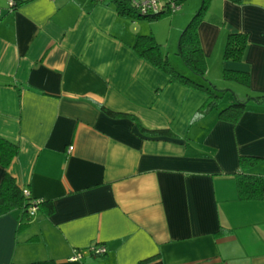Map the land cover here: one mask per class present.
Returning a JSON list of instances; mask_svg holds the SVG:
<instances>
[{
	"label": "crops",
	"instance_id": "1",
	"mask_svg": "<svg viewBox=\"0 0 264 264\" xmlns=\"http://www.w3.org/2000/svg\"><path fill=\"white\" fill-rule=\"evenodd\" d=\"M13 1L0 0V137L18 151L0 180L52 209L0 214V264H264V201L239 199L235 185L264 175V98L252 99L264 96V0H208L197 81L227 90L197 114L206 94L133 47L149 34L185 73L169 51L188 1L165 23L108 0ZM236 33L240 57L223 58ZM227 92L246 102L233 122L217 116Z\"/></svg>",
	"mask_w": 264,
	"mask_h": 264
},
{
	"label": "trees",
	"instance_id": "2",
	"mask_svg": "<svg viewBox=\"0 0 264 264\" xmlns=\"http://www.w3.org/2000/svg\"><path fill=\"white\" fill-rule=\"evenodd\" d=\"M119 13L128 15L133 18L146 19L149 21L157 20L164 14L172 13L168 9L170 1L164 2L161 9L154 14H140L133 9L126 0H112ZM179 4L177 0L171 1ZM208 0H200L199 5L181 29L178 35V40L175 48V54L180 58L183 65L188 68L192 77H185L176 72L167 62V60L159 53L158 45L149 34L138 35L133 47L139 56L146 58L154 66L161 69L169 78L188 84L192 87L200 89L206 94V99L197 113H204L211 108H214L218 99L221 98L223 90H219L212 85H204L197 80H205L203 77L205 71L204 59L198 43L197 25L201 19L203 12L206 9ZM245 44V35L236 33L228 34L227 40L224 44L223 58H231L237 60L242 52ZM181 73V72H180ZM234 72H224L226 78H236ZM238 79V78H237ZM241 83L246 84V74H242L239 79ZM264 96H254L252 99L261 100ZM245 101H239L237 98L233 99L231 103L223 107H219L217 116L228 121H235L245 106ZM107 111V110H105ZM109 112V111H108ZM18 147L15 143L0 137V165L6 167L13 156L16 155ZM249 158L241 157V162H247ZM236 194L241 200H261L264 201V175L240 173L235 177ZM45 208V212H51V204L48 201L40 199H31L28 195H24L22 190L16 186L13 178L3 173L0 180V214L5 213L11 209H19L21 212H26L29 207ZM43 263H52L51 261H43ZM37 264V263H35Z\"/></svg>",
	"mask_w": 264,
	"mask_h": 264
},
{
	"label": "built area",
	"instance_id": "3",
	"mask_svg": "<svg viewBox=\"0 0 264 264\" xmlns=\"http://www.w3.org/2000/svg\"><path fill=\"white\" fill-rule=\"evenodd\" d=\"M95 1H107V0H95ZM112 1V0H108ZM129 5L135 9L140 14H147V13H157L161 9L162 3L160 0H126ZM14 6L13 0H7V7L12 8ZM178 8V4L174 2H170L168 4V9H170V12H174ZM67 150H71V147H68ZM22 193L26 196L28 195V192L25 190H22ZM28 215L31 216L35 212V207L31 206L28 208ZM88 252H91L94 255H98L104 252V248L102 246H96L91 247L88 249ZM80 251L74 250L73 254L69 257V260L74 261L77 260L80 257Z\"/></svg>",
	"mask_w": 264,
	"mask_h": 264
},
{
	"label": "rangeland",
	"instance_id": "4",
	"mask_svg": "<svg viewBox=\"0 0 264 264\" xmlns=\"http://www.w3.org/2000/svg\"><path fill=\"white\" fill-rule=\"evenodd\" d=\"M7 1V0H6ZM167 1H174V0H165V2H167ZM178 1V8L175 10V11H177V10H179L182 6V4H183V2H185L186 3V1H188L187 2V4H184V6L182 7V10H180L179 12H176V14H179L180 12L182 13L184 10H186V12L188 11V13L189 12H192V13H190V14H193L194 13V11L196 10V8L198 7V5H199V1L200 0H198V4L197 5H195L196 4V0H194L195 1V3H194V5L192 4V8H190L191 6V3H192V1L193 0H177ZM190 6V7H189ZM173 14L174 13H169V14H167L166 15V18L164 19V20H162V23H165L167 20H168V18H169V16H173ZM190 16L191 15H189V17H187L188 19H186L187 21L189 20V18H190ZM186 21V22H187ZM159 23V22H158ZM161 23V22H160ZM186 24V23H185ZM184 25V24H183ZM169 53L171 54V53H173L174 54V56H175V58L179 61V63L181 64V65H183V63L181 62V60H180V58L175 54V49L172 51V50H170L169 51ZM166 53H165V51H164V53L162 54V56L164 57V55H165ZM165 58V57H164ZM166 59V58H165ZM167 60V59H166ZM168 62V61H167ZM168 64H169V62H168ZM170 65V64H169ZM171 66V65H170ZM172 67V66H171ZM173 68V67H172ZM174 69V68H173ZM175 70V69H174ZM183 70L185 71V73H180V72H178L177 70H175L176 72H178L179 74H182L183 76H185V77H192V73H191V71L188 69V68H186L184 65H183ZM218 88H221V89H219V90H223V93L222 94H224V91L225 90H227V89H224V88H226V87H218ZM229 96V99H230V94H229V92H227L226 94H225V96H224V102L225 103H220V107H223V106H225V105H227L228 103H231V101H226L227 99H226V97H228Z\"/></svg>",
	"mask_w": 264,
	"mask_h": 264
}]
</instances>
